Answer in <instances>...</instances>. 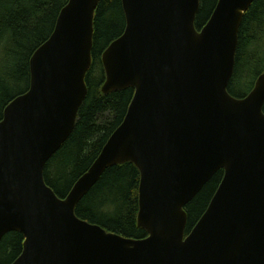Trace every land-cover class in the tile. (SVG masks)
Segmentation results:
<instances>
[{"label":"water","instance_id":"water-1","mask_svg":"<svg viewBox=\"0 0 264 264\" xmlns=\"http://www.w3.org/2000/svg\"><path fill=\"white\" fill-rule=\"evenodd\" d=\"M254 0H218L201 30L200 0H123L124 33L102 55L104 93L135 88L123 122L65 198L46 183L49 159L71 135L88 87L100 0H69L30 60L29 90L0 120V240L19 230L11 264H264V72L243 98L229 82L238 34ZM141 173L138 225L124 237L78 217L103 172ZM224 177L185 236V206Z\"/></svg>","mask_w":264,"mask_h":264},{"label":"trees","instance_id":"trees-1","mask_svg":"<svg viewBox=\"0 0 264 264\" xmlns=\"http://www.w3.org/2000/svg\"><path fill=\"white\" fill-rule=\"evenodd\" d=\"M69 0H0V120L5 108L31 84L30 60L53 33L61 10ZM218 0H200L195 26L201 30ZM123 0H100L94 17L92 64L86 75L88 93L71 135L49 159L44 169L46 183L65 198L86 173L114 130L123 122L135 95L126 87L104 93L106 71L102 55L126 28ZM264 72V0H254L245 12L238 34L235 68L229 92L243 98ZM264 109V108H263ZM224 177L219 169L185 206L187 236L208 208ZM141 173L126 161L108 167L76 206L78 217L108 231L133 239L146 238L138 225ZM25 237L12 230L0 240V264L13 263L23 252Z\"/></svg>","mask_w":264,"mask_h":264}]
</instances>
